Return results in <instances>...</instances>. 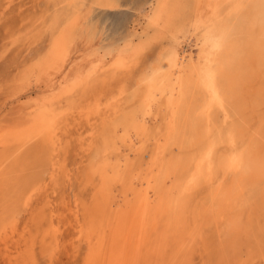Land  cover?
<instances>
[{"label":"rangeland","instance_id":"1","mask_svg":"<svg viewBox=\"0 0 264 264\" xmlns=\"http://www.w3.org/2000/svg\"><path fill=\"white\" fill-rule=\"evenodd\" d=\"M194 6L190 0H0V131L6 129L0 133V264H85L90 251L85 234L99 230L110 235L114 216L131 198L126 192L130 176L140 167L142 153L153 148L147 138L165 131L170 116L166 115L165 103H156L153 116L147 120L149 136L135 137L131 149L130 143H125L120 119L123 121L124 115L140 105L151 81L160 74L151 73L159 60L171 52L183 53L185 45L180 42L196 25ZM201 46L193 45L195 59ZM51 63L54 66L49 67ZM53 72H59L58 77ZM66 72L70 79L65 78ZM51 83L58 85L53 86L57 92ZM220 114L219 124L212 125L211 133L221 142L215 145L218 163L226 161L242 143L240 133L230 129L233 118ZM21 117L35 123L29 128L30 123ZM44 120L49 123L54 145L46 136L41 141L36 137L38 124ZM260 134L254 145L264 149V126ZM130 136L134 139L133 133ZM4 141L6 146L1 145ZM117 148L123 155L124 169L128 162L127 174L124 182L113 185L112 200L106 205L99 170L107 156L112 160L119 155ZM111 160L114 165L116 160ZM208 178L202 179L204 183L200 182L194 197L186 193L193 208L198 200L207 204L210 193L216 195L218 190L212 189ZM215 205L210 206L213 212L206 208L203 240L193 243L194 253L201 249L204 254L200 259L196 252V262L264 264V194L255 188L234 186L229 197L217 199ZM230 220L236 224L227 229ZM77 225L83 227L82 242Z\"/></svg>","mask_w":264,"mask_h":264},{"label":"bare ground","instance_id":"2","mask_svg":"<svg viewBox=\"0 0 264 264\" xmlns=\"http://www.w3.org/2000/svg\"><path fill=\"white\" fill-rule=\"evenodd\" d=\"M190 1L195 4L192 11L197 19L192 33L180 42L181 45H185L183 53L171 52L166 56V59L159 60L158 66H155L151 73L160 72V74L157 77L156 74L153 75L155 77H152V83H150L147 92L145 91V96L140 105L132 113L124 115L123 121L120 119L123 122L121 125H124V133L127 137L124 139L125 143H130L128 146L131 149L136 144L135 137L139 138L141 135L146 136V134L149 136L147 120L152 115L156 103L161 100V104L165 103V109L168 111L167 114L164 113L170 116L165 124V131H157L151 138L145 139L146 142L151 141L153 143V148L145 152L146 154L142 153L140 167L136 169L135 173L133 171L130 176L131 179L126 185V192H129L127 198L128 196L131 198L127 199V206L116 215V218L114 216L116 220L109 227L110 235L106 236L97 230L98 228L89 236L87 235L88 232L85 234V240L90 249L85 264H199L196 262L195 256L199 254L200 259H202L204 254H202L201 249L196 251L197 254L194 253L195 250L192 247L193 245L196 246L193 243L204 238L206 208L211 210L210 206L213 207L217 199L225 200L229 197L234 186H239L241 189L255 188L264 194V149L262 146L254 145L256 136L260 134L262 126H264V0ZM66 35L68 36V34ZM67 36L65 38H68ZM200 43L202 45L200 53L195 59L192 48L194 44L199 46ZM54 44L56 43L54 42ZM53 49L57 50L58 47L54 46ZM52 53L54 54V52ZM58 53L56 54L58 55ZM59 60L61 59L59 58ZM62 62L64 61L62 60ZM120 63L119 65H121ZM54 64L51 63L49 67L54 66ZM54 69L56 68L54 67ZM66 73L68 75L65 74V76L64 73L62 75L70 79L71 74ZM60 78L64 79L62 76ZM69 79H65V81L69 82ZM65 81L63 80V82ZM78 81L77 79V86H79ZM56 82L58 81L56 80ZM51 84L52 88L56 85L55 83ZM71 84L73 85V83ZM56 87L53 88L54 91ZM61 87L63 86L61 85ZM73 89L75 90V88ZM69 90H67V94L70 92ZM54 91H50L51 94ZM161 109H159L160 114L163 113ZM221 112L225 113V117L233 118L230 129L240 133L242 143H240L238 150L232 147L235 151L230 150L233 152L229 151L231 154L227 157L224 156L226 161L220 160L218 163L219 159L216 157L218 150L215 145L220 141L217 142L216 136L211 133H213L212 125L218 123ZM28 116L32 118V114H28ZM35 116L39 117V115ZM17 117L19 118V116ZM235 118L236 120H234ZM34 119L38 120V118ZM20 120L25 119L23 117ZM25 121L26 124L30 123L29 128L35 123V121L31 123L28 119ZM160 121L162 120L160 119ZM38 126L39 129L36 131L38 140L41 141V138L46 136L48 143L54 145L49 135L48 121H41ZM23 128L24 126L21 129L23 130ZM3 130L6 129H1L0 133ZM11 133L10 137L13 135ZM132 133L134 139L130 138ZM6 134L8 135V133ZM259 140L262 141V139ZM105 143L108 145L107 142ZM125 143L123 144L126 145ZM1 145L6 146V142L4 141ZM111 145L109 144V146ZM147 145L149 147L151 143L148 142ZM112 148L114 147L112 146ZM121 148L126 149L127 146ZM116 150H118L117 155H119H115L117 157L113 158L116 160L115 164H111V158L107 156V160H104L99 170L102 181L101 195L106 205L112 200L113 185L124 182L127 174L128 162L125 159L126 169H124L121 161L123 155L119 153L121 152L119 148ZM113 159L111 162H114ZM214 165L218 166V169H215ZM233 171L235 172L233 173ZM207 175L208 181L211 180L210 183L213 185H211L212 189L218 191L215 192L216 195L213 193L208 195L207 198L210 200L207 204L201 200L196 202L194 200L193 208L190 198L194 197L192 194L197 193L196 190L200 182L204 183L202 179H205ZM213 180L215 181L213 182ZM28 189L30 190V188ZM31 189L33 191L35 188ZM201 191L203 190L199 192ZM187 192L192 195H190V201H187V196H185ZM26 193L28 194V192ZM19 196L22 197V195ZM96 198L97 196L95 200ZM98 199L97 201H99ZM103 206L104 204L101 208L105 207ZM194 211L196 215L192 214ZM211 211L213 212V210ZM78 218L79 215L76 216L77 220ZM235 224L230 220L225 226L229 229L232 226L235 227ZM100 228L102 227L100 226ZM75 230H77L79 241L82 242L85 238L83 227L77 225ZM200 245H203L202 241ZM84 246L83 244V249Z\"/></svg>","mask_w":264,"mask_h":264}]
</instances>
